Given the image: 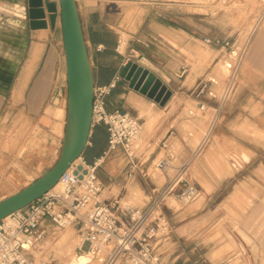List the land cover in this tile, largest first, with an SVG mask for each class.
I'll return each mask as SVG.
<instances>
[{
  "label": "rangeland",
  "instance_id": "obj_1",
  "mask_svg": "<svg viewBox=\"0 0 264 264\" xmlns=\"http://www.w3.org/2000/svg\"><path fill=\"white\" fill-rule=\"evenodd\" d=\"M122 1L182 4V15L193 17L199 28L200 40L195 47L196 52H208L205 58L197 55V66L202 84L208 85L203 99L214 105H219L218 99L213 98L208 90L213 88L221 100L229 98L230 92L225 93L223 85L226 82L227 86L237 83L238 65L251 37L259 29L264 31V0ZM55 3V24L58 23V28L48 37L47 48L34 74L25 79L20 75L23 60L18 53L19 46L9 40L21 36V25L15 16L5 15L1 11V20L12 25L6 29H12L13 33H3L5 28L1 27L0 200L41 177L56 163L61 152L67 106V78L59 0H55ZM134 8L139 16L143 13L138 7ZM127 19H131V11ZM135 25H131L133 30ZM201 39L212 44L206 45ZM207 39L209 42H206ZM225 40H229L228 45H225ZM227 63H230V67H226ZM15 70L11 80L9 72ZM37 81L40 82L38 89L35 87ZM198 119L197 133L192 139L193 147L197 146L208 127L210 132L188 165L199 183L196 186L199 195L194 201L197 204L189 210H198L196 217L200 216V219L197 235L203 236V244H206L203 251L205 253L206 248L211 249L214 245L215 251L219 252L218 258H221L227 253V240L235 238L240 246L236 253L240 255L234 261L239 264H264V129H259L254 123L233 124L223 119L221 123L214 121L210 125ZM221 128L227 137H218ZM160 142V139L149 140L147 154L157 151ZM139 148L141 150L142 145ZM242 153L247 155V159L241 158ZM147 164L150 165L151 173H156L155 181L163 184L170 167L163 172L157 170L151 158ZM201 178H206L207 181L203 180L206 181L205 185ZM206 194L210 199L203 209L201 201ZM107 195L105 192L104 197ZM194 202L184 203L171 197L167 204L173 209H186ZM76 230L74 227L61 230L47 227L36 249V264H102L108 254L101 251L92 257L89 253L80 252V237ZM88 259L91 261L88 262Z\"/></svg>",
  "mask_w": 264,
  "mask_h": 264
},
{
  "label": "crops",
  "instance_id": "obj_2",
  "mask_svg": "<svg viewBox=\"0 0 264 264\" xmlns=\"http://www.w3.org/2000/svg\"><path fill=\"white\" fill-rule=\"evenodd\" d=\"M43 1L44 4L55 2V0ZM76 3L94 85L106 84L115 74H119L128 60H132L153 72L170 92L168 100L161 104L131 88L128 81L121 79L108 97V110L128 111L143 124L142 149L133 159L135 167L131 176H129V160L122 151L113 153L98 168V175L104 187L102 196L105 202L114 200L117 202L123 220H126L127 208L144 207L150 199L152 188L162 186L167 180L174 178L183 165H187L184 178L195 186L199 185L197 177L188 165L204 145L210 130L208 127L200 142L193 147L192 139L197 133L198 118L210 125L214 121L221 123L226 119L233 124L254 123L259 129H264L262 127L264 124V31L261 32L259 29L251 37L238 65L237 83L231 86L225 85L227 82L221 84L225 93L230 92L229 98L221 100L213 88L208 90L213 98L218 99L219 105L216 103L214 105L203 99V93L208 85L202 84L203 80H200L197 66V55L205 58L208 52L199 50L196 52L195 47L200 40L199 28L193 17L187 18L182 15V4L122 0H76ZM134 7H138L143 13L139 16ZM28 9V0H0V96L1 27L5 28L3 33L8 31L13 33L12 29H6L12 25L1 20V11H4L5 15L15 16L21 25V36L16 40L9 39L20 49L18 53L23 60L21 78L25 76L26 64L35 45L39 44L41 51L30 77L37 69L47 48L48 37L58 28V23L51 25L44 6L47 26L32 29ZM129 11H131V19H127ZM132 23H136L134 30L131 28ZM14 33L17 34L15 30ZM125 36L127 38H124ZM122 41L125 43L123 47H121ZM201 41L206 45L212 44L205 43L203 39ZM16 70L9 72L11 80ZM39 85L40 82L37 81L35 87L38 89ZM203 103L205 107L201 109ZM107 137L104 125L92 128L89 143L83 154L86 162L91 163L101 155L106 148ZM218 137H227L223 128L218 131ZM155 139H160L161 142L167 139L169 148L161 149L159 144L160 148L157 151L147 154L149 140ZM161 154V157L168 156L171 162L163 184L155 181L156 173H151L150 165L147 164L151 158V163L154 165ZM201 179L206 180V178ZM205 182L203 181L204 185ZM179 184L177 189L182 188L183 182ZM105 192L108 193L106 197H104ZM198 195L191 202H194ZM208 199L210 197L206 194L205 199L201 201V205L204 204L203 209ZM196 204L197 202H194L186 209H173L167 204L165 210L173 226V232L170 236L155 241V252L168 263L239 264L234 261L240 255L236 253L240 250V246L235 238L227 240L225 247H228V250L221 258H218L219 252L215 251L214 245L211 249L206 248L204 253L203 248L206 244H203V236L197 235L200 219V216L196 217L198 210H189ZM76 231L80 237L78 229ZM227 254L228 256L225 257Z\"/></svg>",
  "mask_w": 264,
  "mask_h": 264
},
{
  "label": "built area",
  "instance_id": "obj_3",
  "mask_svg": "<svg viewBox=\"0 0 264 264\" xmlns=\"http://www.w3.org/2000/svg\"><path fill=\"white\" fill-rule=\"evenodd\" d=\"M228 44L229 40H225V45ZM121 79L115 74L106 84L94 85L91 127H106V148L91 163L83 156L72 163L59 177V189L49 190L26 207L0 219V264H36L35 249L47 227L77 228L81 235L78 250L92 257L113 242L102 264H186L164 262L155 252L154 243L173 232L165 210L168 199L174 197L187 203L198 195L197 187L184 178L187 165L180 167L175 177L162 186L153 187L144 207L127 208L126 220L120 217L117 202H105L102 196L104 187L98 175L102 163L113 153L122 151L129 160L131 176L135 167L133 159L140 150L142 122L128 111L107 109L108 97ZM204 107L201 104V109ZM168 145L164 139L160 147L167 150ZM154 166L163 172L171 166L170 158L161 157ZM181 182L183 186L177 190Z\"/></svg>",
  "mask_w": 264,
  "mask_h": 264
},
{
  "label": "water",
  "instance_id": "obj_4",
  "mask_svg": "<svg viewBox=\"0 0 264 264\" xmlns=\"http://www.w3.org/2000/svg\"><path fill=\"white\" fill-rule=\"evenodd\" d=\"M44 6L51 25H55L57 16L55 2L44 4L43 0H28V15L32 29L47 26ZM59 6L67 78V106L61 152L56 163L41 177L0 201V219L26 207L51 190L61 174L83 156L92 133L94 79L77 3L76 0H59ZM119 76L128 81L131 88L161 104L170 97L166 86L153 72L132 60L124 64Z\"/></svg>",
  "mask_w": 264,
  "mask_h": 264
},
{
  "label": "bare ground",
  "instance_id": "obj_5",
  "mask_svg": "<svg viewBox=\"0 0 264 264\" xmlns=\"http://www.w3.org/2000/svg\"><path fill=\"white\" fill-rule=\"evenodd\" d=\"M60 7V6H59ZM60 24H61V21H60ZM122 44H125L124 43V41H122ZM40 51H41V47H40V45L39 44H36L35 45V48L33 49V51H32V53H31V56H30V58L28 59V61H27V64H26V68H25V73H24V79L25 78H27L28 76H30V73H32V70H33V67H34V65H35V63L38 61V59H39V55H40ZM224 65H226V64H224ZM230 66V63H227V65H226V67H229ZM28 80V79H27ZM26 80V81H27ZM25 83V82H24ZM27 83V82H26ZM25 83V84H26ZM19 86H20V84H19ZM15 89H17V88H15ZM17 92H18V90H17ZM22 92V91H21ZM20 93V92H19ZM18 93V94H19ZM16 95V94H15ZM20 95V94H19ZM18 95V96H19ZM17 97V96H16ZM20 97V96H19ZM14 99H16V98H14ZM18 100H20V98L18 99ZM16 101H17V99H16ZM20 103V101H17V103ZM138 144H139V146H141L142 145V136H140V139H139V141H138ZM241 158L242 159H247V155L245 154V153H242L241 154ZM196 163V162H195ZM194 163V164H195ZM197 163H198V161H197ZM194 169V168H193ZM196 171V170H195ZM11 180V179H10ZM13 180V179H12ZM14 181V180H13ZM12 181V182H13ZM14 183V182H13ZM29 185V184H28ZM27 185V186H28ZM26 187V186H25ZM60 188V184H59V182H57L56 184H55V186L52 188L53 190H57V189H59ZM16 192H18V191H16ZM16 192H13V193H11V194H9V195H5L4 197H2V199L1 200H3L4 198H6V197H8V196H10V195H12V194H14V193H16ZM0 200V201H1ZM80 243H81V241H79V245H80ZM112 245H113V242H110L106 247H104L103 249H102V251H104V253H106V252H108L109 250H110V248L112 247ZM91 260L90 259H88V262H90ZM72 264H76V263H74V262H72Z\"/></svg>",
  "mask_w": 264,
  "mask_h": 264
}]
</instances>
